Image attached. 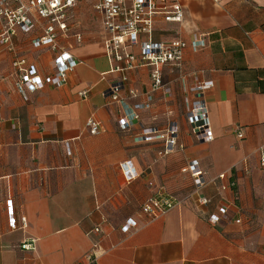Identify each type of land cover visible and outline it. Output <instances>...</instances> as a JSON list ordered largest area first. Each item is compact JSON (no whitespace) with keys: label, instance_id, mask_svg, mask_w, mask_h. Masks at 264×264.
<instances>
[{"label":"crops","instance_id":"crops-1","mask_svg":"<svg viewBox=\"0 0 264 264\" xmlns=\"http://www.w3.org/2000/svg\"><path fill=\"white\" fill-rule=\"evenodd\" d=\"M179 1L183 23L158 17L156 38L205 33L208 44L187 49L182 67L164 68L172 94L157 91L128 129L120 120L151 91L149 69L130 74L121 100L107 95L121 76L91 2L78 0L59 34L78 61L63 86L27 99L18 92L17 58L43 77L56 71L55 52L34 44L39 30H19L12 50L0 43V264H264V0ZM196 77L214 82L205 94L211 141L187 118ZM91 116L102 123L97 134ZM194 167L208 182L200 191ZM158 186L182 203L149 221L142 205ZM219 205L229 210L213 223ZM130 219L137 227L125 232Z\"/></svg>","mask_w":264,"mask_h":264},{"label":"built area","instance_id":"built-area-1","mask_svg":"<svg viewBox=\"0 0 264 264\" xmlns=\"http://www.w3.org/2000/svg\"><path fill=\"white\" fill-rule=\"evenodd\" d=\"M92 3L94 9L101 14L103 28L108 34L105 39L108 56L112 63V70L120 74L119 81L113 83L107 95L113 100H121L120 93L127 87L130 74L140 68H148L151 79V91L146 94L143 102H138L131 111H127L130 119L125 117L120 120L123 129L133 125V120L139 118L140 111L151 109L154 94L163 91L171 95V88L164 81V68L167 66L182 67L187 49L199 51L207 46L208 39L205 33H194L191 39H185L177 31L173 38L157 39V20L161 17L167 23H183L185 19L184 7L179 0H86ZM221 2L223 0H214ZM78 0H0V21L3 31L0 43L8 45L12 50V38L19 30L33 33L40 31L34 39L37 46H49L54 52V65L56 71L46 77L41 76L34 65H28L24 58H17L14 67L18 73L16 87L26 99L31 91L43 89L46 84L63 86L68 82L69 74L74 71L78 61L68 51L62 50L58 44L59 34L69 31L68 20L70 12L78 5ZM79 40L82 36L78 35ZM214 87L213 81H204L195 78L194 84L187 92L193 98L186 97L188 106L187 118L191 122L192 132L200 139L211 141L214 139V130L208 122V106L205 94ZM88 91H82L86 98ZM130 95L137 92L130 90ZM92 134H97L101 129V121L91 116L87 121ZM168 140L169 147H174L177 140V127L171 128ZM240 136H242L240 134ZM164 137L161 135L146 137L147 140ZM68 154H71L67 144ZM264 166V156L261 158ZM130 172V169H126ZM131 175V174H130ZM134 176V175H133ZM193 180L195 190H202L207 184L205 174L194 167ZM235 184L234 182L232 183ZM207 203V198L201 199ZM182 203L174 195L169 194L164 187H156L155 192L146 199L142 205V212L147 220L158 219ZM229 210L228 205L216 207V213L210 220L218 223L223 214ZM11 227H17V219L11 218ZM137 227L136 222L130 219L124 226L125 232H130ZM100 231V228L96 229ZM24 248L30 249L29 244Z\"/></svg>","mask_w":264,"mask_h":264},{"label":"rangeland","instance_id":"rangeland-1","mask_svg":"<svg viewBox=\"0 0 264 264\" xmlns=\"http://www.w3.org/2000/svg\"><path fill=\"white\" fill-rule=\"evenodd\" d=\"M175 196V195H174ZM175 197H177V196H175ZM178 199H180V200H182L181 198H179V197H177Z\"/></svg>","mask_w":264,"mask_h":264}]
</instances>
